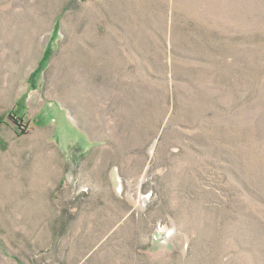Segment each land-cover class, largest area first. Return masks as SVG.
Masks as SVG:
<instances>
[{
	"label": "rangeland",
	"instance_id": "1",
	"mask_svg": "<svg viewBox=\"0 0 264 264\" xmlns=\"http://www.w3.org/2000/svg\"><path fill=\"white\" fill-rule=\"evenodd\" d=\"M0 264H264V0H0Z\"/></svg>",
	"mask_w": 264,
	"mask_h": 264
},
{
	"label": "trees",
	"instance_id": "2",
	"mask_svg": "<svg viewBox=\"0 0 264 264\" xmlns=\"http://www.w3.org/2000/svg\"><path fill=\"white\" fill-rule=\"evenodd\" d=\"M50 49L46 48L42 54V57L38 63V65H36L37 67L30 73V76L28 78V80L32 83H34V78L36 77V75L42 70L43 66H45V62L47 61V58L50 55Z\"/></svg>",
	"mask_w": 264,
	"mask_h": 264
}]
</instances>
